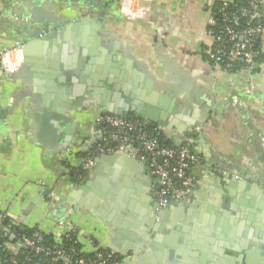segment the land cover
Masks as SVG:
<instances>
[{
  "label": "crops",
  "instance_id": "obj_1",
  "mask_svg": "<svg viewBox=\"0 0 264 264\" xmlns=\"http://www.w3.org/2000/svg\"><path fill=\"white\" fill-rule=\"evenodd\" d=\"M227 1L0 0V214L73 230L83 253L119 264H264V30L252 70L212 65L209 21ZM113 112L189 145L190 205L153 216L148 168L125 154L99 157L79 193L71 173ZM104 195L132 210L120 218Z\"/></svg>",
  "mask_w": 264,
  "mask_h": 264
},
{
  "label": "built area",
  "instance_id": "obj_2",
  "mask_svg": "<svg viewBox=\"0 0 264 264\" xmlns=\"http://www.w3.org/2000/svg\"><path fill=\"white\" fill-rule=\"evenodd\" d=\"M263 30L264 0L224 2L214 9L209 21L207 34L211 39V44L205 50V55L214 66H221L230 71L237 70L238 67L252 70L260 60L261 50L257 48V45L261 44ZM9 53L11 52L0 54V62L7 64L6 59ZM95 122L98 127H104L109 132V136L104 141H108L110 146L99 143L93 152L90 148L87 151L88 155L82 157V165L88 173L96 166L99 157L111 156L119 152L127 153L148 168L152 180L155 207L158 211L191 204L196 181L190 170L199 164L200 159L189 145L183 144L175 148L160 146L157 139L145 130L148 123L138 118L128 119L123 116L100 114ZM86 181L85 179L77 185L82 187ZM6 219H8L6 215L0 214V225ZM10 223L7 228L11 231V227L18 226L12 221ZM12 233L15 234L13 231ZM72 234L73 230L66 236ZM53 235L59 239L57 234ZM39 237L40 233H36L32 238L24 236L19 239L20 244L9 243L6 246L14 253H18L19 247L23 246L30 248L36 254L52 256L54 264L59 261L63 264H108L114 254L111 252L112 255L105 256L100 253L93 260L85 256H73L72 253H75L73 249L71 253L62 248L51 252L38 244ZM10 264L40 263L29 258L19 261L12 257Z\"/></svg>",
  "mask_w": 264,
  "mask_h": 264
},
{
  "label": "trees",
  "instance_id": "obj_3",
  "mask_svg": "<svg viewBox=\"0 0 264 264\" xmlns=\"http://www.w3.org/2000/svg\"><path fill=\"white\" fill-rule=\"evenodd\" d=\"M257 48H260L261 50V46L260 44L257 45ZM262 54V53H261ZM260 56V60H261ZM259 60V61H260ZM234 71V70H233ZM125 117V116H123ZM128 119H140L142 121H144V119H142L141 117H125ZM104 128V127H103ZM145 130L155 139H157V141L159 142L160 146L162 147H168V148H172V147H176L174 145H172L171 143H169L168 141L165 140V138L160 134V132L154 128L152 125L148 124L145 127ZM100 144H104V145H108L110 146V143L108 141H102ZM98 144L93 145L91 147V152L94 151V149H96ZM88 155V152L82 154V157H86ZM89 176L88 171H86L85 169L81 168L79 171H73L71 173V178L72 181L76 184H79L80 182H83L85 179L87 180ZM10 219H6L4 222H2V225L5 227H9L10 226ZM12 231L15 233V235L17 236V239L14 242H11L9 240L8 237H5L4 234L2 232H0L1 236H0V262L1 264H10V260L12 257H15L17 260L19 261H25L26 259H31L32 261L38 262L40 264H44V262L50 263V264H54V262L52 261V256H44L43 254H36L33 250H31L30 248H26V247H19L20 251L18 253H14L13 251H11L6 245L9 243H13V244H18V240L25 237H29L32 238L36 233H40V237L37 239L38 240V244L43 246L44 248L50 250L51 252H54L55 250L62 248L64 251L71 253V250L73 249L75 251V253H72L73 256H85V257H89L93 260H95L97 258V256L102 253L105 254V256L108 255H112L110 250H99L98 252L95 253H83L81 250V246L80 244H78L77 242V238L75 233H73L70 236H64L60 239H57L53 234H47L44 233L42 231H40L39 229H29L26 228L24 226H13L11 227ZM122 261L121 256H119L118 254H113L108 262V264H119ZM56 264H63L62 261H59Z\"/></svg>",
  "mask_w": 264,
  "mask_h": 264
},
{
  "label": "water",
  "instance_id": "obj_4",
  "mask_svg": "<svg viewBox=\"0 0 264 264\" xmlns=\"http://www.w3.org/2000/svg\"><path fill=\"white\" fill-rule=\"evenodd\" d=\"M25 47L26 46H24V47L21 48L23 53H26L25 50H27V49ZM50 73H52V72H50ZM113 114H114V116H118V117L119 116H122V112H117V113L113 112ZM149 119H151V118H149ZM117 154H125L126 156L129 155L127 153H120V152L119 153H115V155H117ZM97 166L98 165L96 163V166L90 171V174H93L92 172H94L93 170H95V168ZM233 180H237L238 181L237 175H234L233 176ZM151 183H152V180H151ZM90 186H91L90 180L86 181L85 185L81 188V190H79V193L86 191L87 188L90 187ZM104 198H105V201L106 202L111 203V207L110 208H108L106 206L107 209H110L113 214H118L117 216H120V218H122V217L124 218V215L122 214V211L123 210H127V209L128 210H132V207L130 205H126L125 202H123L122 199L114 200L111 196L108 197V196H105V195H104ZM63 202L65 204L66 203V200H63ZM174 208H176V207L175 206L174 207H169V208H165L164 210L158 211L156 209V207H155V204H154L153 205V208H152L153 209L152 213H153V216H155L156 218L158 217L159 219H161L163 217V214H164L165 210H172ZM128 225H129V222H125L124 223V226H128ZM0 231L4 234L5 237H8L11 242H14L16 240V235L13 234L12 231L10 229H8L7 227H5L3 225H0ZM20 243H21V241L18 240V244H20ZM227 245H228L227 247H228L229 250H232V251H235V250L237 251L238 250V251H240V249H238L235 246H231L229 244H227ZM119 254L125 255L126 252L123 249H120ZM244 256H245V254L242 253V255L238 258V262L239 263H241V264L243 263L242 261H243V257ZM231 259H234V257H231ZM44 264H50V263L44 262ZM247 264H249V263H247Z\"/></svg>",
  "mask_w": 264,
  "mask_h": 264
},
{
  "label": "flooded vegetation",
  "instance_id": "obj_5",
  "mask_svg": "<svg viewBox=\"0 0 264 264\" xmlns=\"http://www.w3.org/2000/svg\"><path fill=\"white\" fill-rule=\"evenodd\" d=\"M155 204V203H154ZM234 218H237L238 216H237V214H233L232 215ZM156 222H158L157 220H156ZM161 222V221H160ZM159 223V222H158Z\"/></svg>",
  "mask_w": 264,
  "mask_h": 264
}]
</instances>
